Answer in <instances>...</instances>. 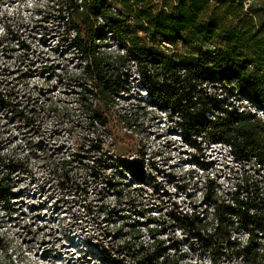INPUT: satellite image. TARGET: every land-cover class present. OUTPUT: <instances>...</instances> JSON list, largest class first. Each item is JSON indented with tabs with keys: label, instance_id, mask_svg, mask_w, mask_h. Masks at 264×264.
Here are the masks:
<instances>
[{
	"label": "trees",
	"instance_id": "trees-1",
	"mask_svg": "<svg viewBox=\"0 0 264 264\" xmlns=\"http://www.w3.org/2000/svg\"><path fill=\"white\" fill-rule=\"evenodd\" d=\"M47 7L38 11L39 22L59 30L81 61L72 116L84 135L56 173L62 189L87 193L90 186L101 202L113 196L131 211L146 208L139 200L151 188L143 158L120 162L106 151L107 136L125 128L118 98L129 86V60L151 105L175 122L186 142L223 145L237 164L254 167L233 190L206 181L205 208L180 211L171 203L168 222L154 218L159 227L147 230L148 244L145 225L122 215L116 242L96 246L101 262L182 264L188 255L177 235H169L179 231L214 263L264 264V189L253 183V174L264 170V120L245 107L264 110V0H48ZM109 38L125 53L106 51ZM5 78L0 71V109L31 126L37 115L55 111L31 105ZM12 173L0 157V203L7 209L15 196ZM165 227L168 239L158 237Z\"/></svg>",
	"mask_w": 264,
	"mask_h": 264
},
{
	"label": "rangeland",
	"instance_id": "rangeland-1",
	"mask_svg": "<svg viewBox=\"0 0 264 264\" xmlns=\"http://www.w3.org/2000/svg\"><path fill=\"white\" fill-rule=\"evenodd\" d=\"M47 3L0 0V71L31 105L43 103L55 110L37 115L31 126L11 110L0 109V157L11 164L15 192L10 208L0 203V264H104L96 246L116 242L122 215L145 225L140 229L148 244L152 239L147 230L159 227L154 218L168 222L171 203L180 211L205 208L206 181L233 190L241 173H251L254 167L237 164L223 145L186 142L175 122L151 105L129 60V86L118 98L125 128H115L113 139L107 136L106 151L120 162L143 158L151 188L139 200L146 208L131 211L128 203L116 205L113 196L101 202L90 186L87 193L62 189L57 177L61 164L84 135L72 116L81 61L59 30L39 22L38 11L48 8ZM107 43L109 53H125L113 38ZM245 107L264 120L262 108L247 102ZM125 131L132 138L124 136ZM253 183L264 189V170L253 174ZM165 228L158 237H170L171 229ZM175 234L188 255L182 264H222L189 245L179 231L169 233Z\"/></svg>",
	"mask_w": 264,
	"mask_h": 264
}]
</instances>
